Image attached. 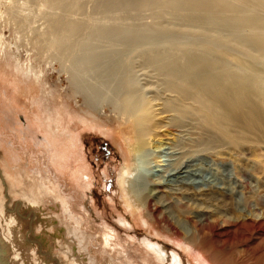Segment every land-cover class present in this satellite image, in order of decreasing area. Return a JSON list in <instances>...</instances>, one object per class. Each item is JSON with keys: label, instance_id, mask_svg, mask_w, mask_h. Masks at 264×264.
Returning a JSON list of instances; mask_svg holds the SVG:
<instances>
[{"label": "rangeland", "instance_id": "obj_1", "mask_svg": "<svg viewBox=\"0 0 264 264\" xmlns=\"http://www.w3.org/2000/svg\"><path fill=\"white\" fill-rule=\"evenodd\" d=\"M105 1L3 0L0 170L6 184L0 177V264H167L158 263L146 241L161 243L170 255L178 251L184 264H189L186 253L158 235L168 225L185 235L194 232L202 216L212 222L217 218L221 225L242 214L260 213L255 207L264 210V53L246 44V39L260 30L253 27L244 31L211 22L207 10L143 7V0L131 7L127 6L130 0H118L114 8L108 9L103 5ZM224 1L231 5L230 10L222 12L225 17H240L245 11L264 16L262 0ZM193 14L203 19L187 17ZM72 24L82 26V30L56 45L55 41L67 34ZM220 43H226L225 47H219ZM253 57H257L256 65L251 64ZM188 59L220 62L214 72L218 80L228 83L231 75L240 74L251 85L254 95L247 111L257 116L254 127L246 128L244 124L231 132L232 138H223L214 128L204 130L202 119L197 118L202 141L199 148L211 153V159L206 158L198 166L210 178L209 187L227 191L234 182L243 187L238 188L235 206L228 204V198L225 207L188 196L172 199L169 209L159 205L156 217L160 223L150 220V227L138 212L127 208L120 194L122 168H131L135 162H130L128 147L120 137L118 129L123 125L114 113L113 103L130 88L129 81L139 80L144 85L147 80H162L167 85L164 66L173 61L186 63ZM95 87L102 97L94 95L98 109L92 110L86 96L92 97ZM148 94L153 96L154 92ZM168 97L175 98L173 93ZM190 102L186 100L185 105ZM58 109L73 116L62 125L71 129L73 143L82 148L85 170L68 153L63 170L51 163V135L45 123L46 117ZM79 114L96 118L99 124L82 122ZM242 119L248 122L247 116ZM171 137L169 143L176 139ZM75 145L72 151H77ZM148 154L149 146L140 157L144 160ZM139 167L138 174L146 172L143 164ZM76 170L80 172L76 174L80 184L73 175ZM37 172L52 177L59 200L52 197L51 191L44 194L47 186L40 184L39 194L48 197L35 196L37 206H33L31 191L21 183L30 177L29 184H37ZM145 183V179L138 178L137 188L144 190ZM238 204L243 213L236 209ZM141 212L146 214L144 208ZM212 242L210 238L205 242L208 247L212 245L205 254L209 264H264V236L245 250Z\"/></svg>", "mask_w": 264, "mask_h": 264}, {"label": "bare ground", "instance_id": "obj_2", "mask_svg": "<svg viewBox=\"0 0 264 264\" xmlns=\"http://www.w3.org/2000/svg\"><path fill=\"white\" fill-rule=\"evenodd\" d=\"M141 1L130 0L127 6H137ZM262 1L264 3V0ZM117 2L118 0H106L103 5L108 9H112L117 5ZM156 5L168 6L174 10L184 9L194 12L207 10L210 12L209 21L224 26H235L244 31L255 27L260 31L249 36L246 39V44L257 53H264V16L248 14L245 11V14L240 17H225L222 12L230 10L231 5L224 0L142 1L143 7ZM2 9L3 0H0V10ZM187 17H191L194 21L203 19L197 14L187 15ZM81 30L82 26L80 25H70L68 33L60 36L55 41L56 45L59 46L65 38L72 39ZM97 34L102 35L104 31H97ZM225 45L226 43H220L219 47L223 48ZM257 61V57H253L251 64L256 65ZM218 63L207 60L194 61L193 59H188L186 63L181 61L170 62L164 66L169 78L167 85L162 80L160 82L156 81V84L147 80L144 85L140 84L141 81L139 80L138 82L132 80L128 82L130 88L126 90L125 94L119 95L113 103L114 113L121 119L123 125L122 128L118 129L120 137L124 139L128 147V156L131 157L130 162H135L131 168H122L118 180L120 194L121 192L123 193L124 203L127 208L138 212V216L147 226H152L149 222L150 220L160 223L156 217L159 205L169 209L172 207L171 200H177L179 196H188L219 207H225L228 204L235 206L238 203L235 196L239 193L238 188L243 187L240 183L234 182L233 187L227 189L228 192L223 190L215 191V189L209 187L210 178L208 180V177L202 173L205 169L198 168V166L205 163L206 158L211 159L209 155L211 153L208 150L199 148L202 141L198 132L200 124L197 122L198 117L202 119L204 130L209 131L214 128L218 130V133L223 138H232L230 134L233 130L244 127V124L246 128L254 127L257 122V116L253 114L252 110L247 111L254 95L250 88L251 85L240 74L231 75L228 83L221 79L218 80L214 77V72L219 69ZM255 81L258 82L256 78ZM148 91L154 92V95L148 96ZM92 92V97L90 94L86 96L87 105L90 109L96 110L98 109L96 98L97 96L102 97V93L100 94L99 89L96 87ZM171 93L174 94V99L168 97L171 96ZM242 96H247V98L250 97L251 99L246 101L242 99ZM186 100H191L190 105H185ZM234 101H237L235 106ZM238 103L241 104L240 107ZM249 111L250 115H248ZM243 115L247 116V123H244ZM78 117L82 122L87 120L91 124H99L96 118L90 119L81 114ZM46 118L48 123H45V130L48 132L47 134L50 133L51 135H49L52 147L50 153L51 163L63 170L67 163L66 155L68 153L70 159L75 160L78 167L85 170L86 163L80 155L82 148L79 149L73 143L75 139H72L71 129L62 125L67 119L68 121L73 119L71 113L65 109H58ZM171 136H175L176 139L169 143L167 140H172ZM72 145H75L77 151L70 149ZM147 146H149V154L142 160L140 155ZM258 149L259 147H256L252 150L257 151ZM141 164L146 167V172L139 171L138 174L139 165ZM153 164L155 165L152 166ZM37 173V184H29L32 179L30 177L27 178V176L28 183L27 179H24L25 182L22 181L21 183L25 188H28L27 190L31 191L33 206H37L34 197L47 198L48 196H44L47 191H51L52 197L55 200H59L60 195H58V190L52 177L49 174ZM78 173H80L79 170H76L73 175L80 184L82 181L76 175ZM149 173H151L150 177ZM138 178L146 180L144 190L137 188ZM40 184H43L44 187L47 186L43 195L39 194L40 187L38 185ZM17 185L19 186L20 184ZM227 198L230 199L229 203ZM239 198L242 199V194ZM239 206L240 204H238L236 209H238V212L243 213V210H239ZM142 208L146 210V214L141 212ZM255 209H259L260 213L250 212L242 214L240 217L231 219V221H224L221 225L216 220L217 218L212 222L202 216L198 220V226L194 227V232L186 233L185 235H182L177 228L168 225L167 228H164L166 232L161 231L158 235L168 239L182 253H186V256L190 259L189 264H209L205 254L210 252L208 249L212 248V245L209 247L207 244L205 245L208 238L214 241L211 244L227 243L233 249L241 248L244 250L253 243L262 240L264 236V210H262L263 207H255ZM72 230L74 231L73 228H70V231ZM144 243L153 251L158 263L184 264L178 251L173 250L170 255L168 249L161 243L155 242L153 244L147 241ZM145 263L147 264V262Z\"/></svg>", "mask_w": 264, "mask_h": 264}, {"label": "water", "instance_id": "obj_3", "mask_svg": "<svg viewBox=\"0 0 264 264\" xmlns=\"http://www.w3.org/2000/svg\"><path fill=\"white\" fill-rule=\"evenodd\" d=\"M0 177H1V180H2V182H3V185H5V183H4V179H3V177H2V173H1V170H0ZM7 190V189H6ZM6 197H7V191H6ZM19 204H21V203H19ZM18 210V208L16 207L15 208V210H14V212H16ZM20 215V214H19ZM35 215L33 214V217H34ZM34 243H37V242H34ZM38 245L40 246V251H41V244H39L38 243ZM46 255H48V256H50L51 257V255L50 254H46ZM56 263L58 262V260L57 259H53Z\"/></svg>", "mask_w": 264, "mask_h": 264}, {"label": "flooded vegetation", "instance_id": "obj_4", "mask_svg": "<svg viewBox=\"0 0 264 264\" xmlns=\"http://www.w3.org/2000/svg\"><path fill=\"white\" fill-rule=\"evenodd\" d=\"M110 151H108V153H109ZM17 208H20L19 206L17 207Z\"/></svg>", "mask_w": 264, "mask_h": 264}]
</instances>
